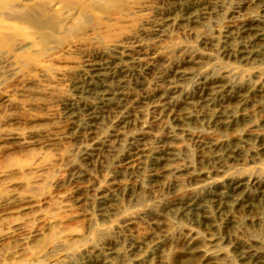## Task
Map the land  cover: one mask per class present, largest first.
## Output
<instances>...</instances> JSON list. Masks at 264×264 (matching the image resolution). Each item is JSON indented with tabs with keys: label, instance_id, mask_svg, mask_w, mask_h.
I'll return each mask as SVG.
<instances>
[{
	"label": "rangeland",
	"instance_id": "obj_1",
	"mask_svg": "<svg viewBox=\"0 0 264 264\" xmlns=\"http://www.w3.org/2000/svg\"><path fill=\"white\" fill-rule=\"evenodd\" d=\"M0 264H264V0H0Z\"/></svg>",
	"mask_w": 264,
	"mask_h": 264
},
{
	"label": "bare ground",
	"instance_id": "obj_2",
	"mask_svg": "<svg viewBox=\"0 0 264 264\" xmlns=\"http://www.w3.org/2000/svg\"><path fill=\"white\" fill-rule=\"evenodd\" d=\"M34 26H35V30L37 34H43V33L46 34V33L54 31L51 24L49 23L46 24L43 21H36Z\"/></svg>",
	"mask_w": 264,
	"mask_h": 264
}]
</instances>
